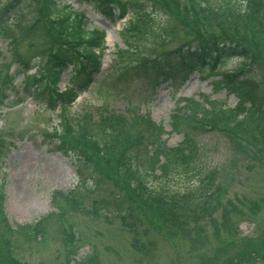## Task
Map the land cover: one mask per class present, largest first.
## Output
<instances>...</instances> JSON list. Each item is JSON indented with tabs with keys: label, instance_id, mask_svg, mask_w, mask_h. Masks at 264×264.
I'll use <instances>...</instances> for the list:
<instances>
[{
	"label": "rangeland",
	"instance_id": "374dc122",
	"mask_svg": "<svg viewBox=\"0 0 264 264\" xmlns=\"http://www.w3.org/2000/svg\"><path fill=\"white\" fill-rule=\"evenodd\" d=\"M10 1L13 0H0L1 208L10 222L25 224L54 209L52 200L58 192H70L84 204L81 211L71 208L53 218L45 240L33 238L17 251L18 258L27 264H264V127L260 126L264 119L261 116L256 119L249 116L242 127L248 140L255 141L246 152L242 147L236 150L231 140L217 129H183L189 131L197 144L194 167L176 168L168 173V178L150 177L148 183L155 188L181 192L200 186L199 180L205 174L218 169L217 179L225 186L226 197L218 209L199 219L192 218L196 211L179 223L161 219L149 208L133 209L128 195L113 183L98 187L89 175L83 181L72 161L76 154L61 149L62 141L74 137L76 141L82 140L86 133H72L77 129L73 118L92 112L94 131L111 112L126 108L149 113L167 130L162 137L166 143L176 146L184 133L172 131L171 114L178 104L185 103L182 98L190 97L204 104L208 96L224 107L237 104L238 93L226 86L217 87V80L223 76L219 72L210 73L211 69L205 67L196 69L190 76L179 74L175 79H166L157 86L150 74L133 68L144 54L127 49L121 36L135 14V7L131 5L127 15L120 19L105 14L104 7L95 0H62L64 7L71 6L74 13L87 17L88 31L106 30V42L102 45L100 72L78 99L70 105L49 106L47 99L36 97L34 84L39 76L36 68L46 57L36 55L33 50L42 44L49 47L60 42V32L48 24L47 32L43 25L32 26L41 0H20L12 12L17 4L8 8ZM124 1L119 0L122 6ZM127 1L139 3L150 11L161 26L168 23L175 26L177 35L167 49L196 37L222 35L255 50L262 69L255 61L238 79H244L247 91L264 96V26L255 17V11L264 13L262 0L254 3L202 0L206 5L200 8L205 16L191 19L183 13V2L188 3L187 0L168 1L174 15L158 7L153 10L152 0ZM229 12L233 14H225ZM20 21L26 27L25 32L23 24L19 26ZM153 41L154 38L149 39L146 45L150 46L149 50L153 49ZM141 50L145 49L141 47ZM229 60L222 70L245 62L238 56H230ZM73 73L72 67L66 69L60 90L73 84ZM132 123L134 127L129 131L125 127L123 132L146 135L144 130L137 131L141 126L135 120ZM106 129L109 135L113 131L111 127ZM236 157L238 160L233 163ZM125 209L132 213H125ZM73 254L83 258L74 261ZM247 257L250 259L246 260ZM0 264H3L1 260Z\"/></svg>",
	"mask_w": 264,
	"mask_h": 264
},
{
	"label": "trees",
	"instance_id": "16d2710c",
	"mask_svg": "<svg viewBox=\"0 0 264 264\" xmlns=\"http://www.w3.org/2000/svg\"><path fill=\"white\" fill-rule=\"evenodd\" d=\"M61 1L41 0V4L35 10L32 23V26H36L35 28L43 25L46 32L49 27H54L61 35L60 42L56 41V44L49 45V47L47 44H42L33 50L36 55L46 57V63L38 66L37 71L42 79L39 80L40 84L36 82L38 84L35 95L39 99H47L50 105L57 102L63 104L73 102L77 96L78 87L83 85L86 87L91 81L92 75L98 70V61L93 50L97 44L99 45L100 38L104 34L102 30L90 32L83 28L84 19L80 15H76L73 19L72 12H68V8L63 7ZM168 1L152 0L154 7L152 9L162 8L174 15ZM256 1L258 0H252L253 3ZM15 2L14 4L18 5L20 0ZM95 2L102 5L104 13L111 17L115 15V8L120 17L125 15L127 7L132 5L136 8L134 16L121 34L125 43L131 46L133 51L144 54V57L133 68L144 69L148 76L150 74L155 79L156 85L163 79H175L179 74L182 77L190 76L196 69L209 67L210 73L219 72L223 75L217 80V87L226 86L230 91L239 94V104L234 108L224 107L222 103L215 99H209L208 96L204 104L187 98L186 103L183 106L178 105L176 111L171 114L173 130L180 131L189 129V127L206 131L217 129L231 140L236 150L237 147H242L244 152L251 149L250 146L254 145L255 141L250 137L253 142L248 140L244 134L246 133L245 128L242 129V127L246 126L249 116L252 119H256L258 116L264 119V96L253 94L250 90L247 91L244 79L241 80L238 77L244 73L243 71L248 65L251 66L255 61L262 69L260 59H256V56L259 55L255 50L252 51L242 42L222 35L196 37L167 49L166 46L177 35V29L173 24L168 23L161 26V23H156L155 16L150 14V11L136 2L126 1V7H121L119 0H95ZM176 2L179 3V0ZM187 2H183V13L188 14L187 19L205 16L204 10L200 8L202 5H206L202 4V0H187ZM263 2L264 0L261 1V3ZM14 4L11 3L8 8ZM197 8H199V12L195 13ZM261 11H264V8ZM233 16L236 17V14ZM255 17L258 23L264 26V13L255 11ZM22 24L20 21L19 26L22 27ZM47 24L49 27L46 26ZM23 30L24 32L26 30L24 24ZM151 38H154L153 49L149 50L150 46L146 47V45ZM141 47L145 49L143 52ZM37 48L42 50H36ZM230 56L241 57L245 62L240 66L222 70L223 65L230 63ZM25 62L28 64L26 60ZM71 63L77 64L74 68L77 85L60 92L58 85L62 80V74ZM247 101L250 102L249 107L246 106ZM104 120V124H98L97 129L93 131L92 116L84 113L76 119L77 129L75 127L72 132H86L83 134L82 140L76 141L74 137L72 140L62 141L61 149L65 153L66 151L68 153L70 149L76 154L72 161L77 167V171L82 175L83 181L91 178L92 183L98 187L113 183L118 190L128 195L132 201L133 209L147 210L149 208L161 219H167L172 223H179L196 211L197 214L194 216L201 217L220 205L225 194V186L217 179L218 169L205 174L206 176L199 180L200 187L189 188L183 192L173 191L170 188H155L148 183L150 177L164 176L168 178V173L179 167L192 170L198 148L188 130L182 131L184 138L179 144L169 146L162 139L165 130L153 123L148 116L133 119L137 125L141 126L137 131L144 130L145 136L133 132H123L125 127L128 131L129 128L134 127L133 120L130 121L115 115L107 116ZM260 126L264 127V123ZM106 127L113 129L110 135ZM104 134H108L110 137L102 136ZM144 141L146 142L144 143ZM148 146L151 148L148 149ZM237 160L238 157L232 159L233 163ZM156 170L160 171L159 175L153 173ZM87 175L89 177L85 179ZM1 196L0 260L3 264H24L16 257L17 251L21 247L27 246L33 238L38 239L39 237L40 241L45 240L48 224L53 218L56 219L57 215L49 212L37 221L21 225L18 231H13L6 225L7 221L1 210ZM53 202L60 209L67 211L72 207L81 208V204H83L82 199L78 201L77 196L70 192L57 193L53 197ZM125 211L132 213V210L129 209H125ZM176 228L179 229V226L176 225Z\"/></svg>",
	"mask_w": 264,
	"mask_h": 264
}]
</instances>
